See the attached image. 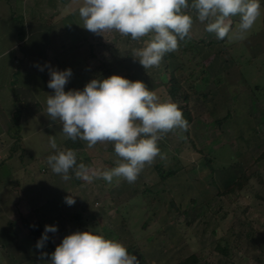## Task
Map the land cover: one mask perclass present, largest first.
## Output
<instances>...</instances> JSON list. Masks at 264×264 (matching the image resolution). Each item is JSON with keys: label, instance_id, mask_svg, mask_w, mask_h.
I'll return each instance as SVG.
<instances>
[{"label": "rangeland", "instance_id": "rangeland-1", "mask_svg": "<svg viewBox=\"0 0 264 264\" xmlns=\"http://www.w3.org/2000/svg\"><path fill=\"white\" fill-rule=\"evenodd\" d=\"M260 3L264 13V0ZM191 14L193 37L206 43L214 39L216 43L195 44L199 66L189 62L185 70L179 71L178 61H170L172 69L178 70L177 76L185 91L192 94L190 109L194 121L190 131L201 150L198 153L191 147L185 131L175 129L165 135L160 142L166 145L167 152L161 154L168 161L177 157L184 165L174 177L165 181L160 178L155 166L162 159L157 157L131 184L123 179L119 182L114 179L112 183L103 179H94L91 183L81 180L77 184L71 177L65 181L52 172L47 161H41L58 151L51 148L49 136H55L57 146L67 140L59 121L45 117L49 125L46 128L34 115L26 120L25 142L13 146L18 155L24 156L16 155L0 171L11 174L19 189L27 188L29 222H39L44 230L45 225L57 227L55 233H48L51 240L43 248L38 249L39 239H34L33 264H50L56 246L65 236L76 232L71 221L76 210H82V215L91 222L82 229L116 239L126 247L135 245L138 258L145 264H178L195 252L201 255L200 264H264L263 14L245 40L231 43L207 32L205 23ZM231 20L235 28L239 17ZM22 25L19 16L17 27ZM147 39L134 41L117 32H105L103 36L90 34L80 51L70 48L58 58L60 69L72 70L65 91L83 90L92 79L115 74L132 81L141 80L162 102L168 100L164 59L159 67L145 70L132 57L133 50L142 47ZM203 61L211 75L205 86L207 77L205 81L196 80L203 70ZM191 71L195 78L190 77ZM218 77L221 84H216ZM21 84L18 85L21 87ZM35 86L41 89L45 82L41 79ZM30 89L37 98L34 89ZM228 115L229 119L218 125L217 121ZM81 142L83 148L75 151L83 161L89 159L90 167L104 170L115 166L118 157L113 144L98 143L88 148L86 142ZM21 166L29 170L26 184L25 177L20 175ZM243 174L250 179L242 191L227 197L221 195ZM69 195L75 197L72 206L64 199ZM1 212L12 214L14 210L4 204ZM14 231L16 235L12 234L18 238L19 228L15 227ZM218 245L227 249L228 254L218 252ZM42 253L48 255L42 256ZM0 264H8L2 250Z\"/></svg>", "mask_w": 264, "mask_h": 264}, {"label": "clouds", "instance_id": "clouds-1", "mask_svg": "<svg viewBox=\"0 0 264 264\" xmlns=\"http://www.w3.org/2000/svg\"><path fill=\"white\" fill-rule=\"evenodd\" d=\"M260 0H83L78 9L83 28L96 34L117 32L139 41L148 37L132 57L145 69L159 67L165 54L175 52L180 42L190 39L195 19L205 23V30L217 39L243 41L261 17ZM191 10V11H190ZM239 17L233 27L232 17ZM43 71V68L40 69ZM72 70L50 69L46 113L51 121H59L62 134L73 142H86L88 148L98 143H111L118 157L115 166L99 170L78 163L72 149L58 150L48 156L52 172L67 181L75 178L91 183L103 179L112 183L123 179L134 183L146 165L164 156L159 141L169 132L187 131L188 121L178 104L171 99L161 101L141 80L132 81L120 75L92 79L83 90L65 91ZM52 149H57L55 136H49ZM72 206L75 197L66 196ZM57 227L45 225L36 247L43 248L48 233ZM48 255L42 253V256ZM50 264H140L127 247L93 231H76L65 236L51 253Z\"/></svg>", "mask_w": 264, "mask_h": 264}, {"label": "crops", "instance_id": "crops-1", "mask_svg": "<svg viewBox=\"0 0 264 264\" xmlns=\"http://www.w3.org/2000/svg\"><path fill=\"white\" fill-rule=\"evenodd\" d=\"M82 2L83 0H0V167L17 157L18 150L13 146L25 142L23 125L28 117L34 115L40 124H46V128L49 126L44 110L47 95L54 94V90L48 87L50 69L63 71L58 58L70 48L76 47L80 51L82 44L92 34L83 28L78 13ZM66 8L69 11L66 12ZM19 16L22 17L23 25L17 27ZM41 79L45 86L37 89L35 84ZM20 83L21 87L18 85ZM30 87L34 89L37 98L32 96ZM18 111L21 114L20 140L11 134V120ZM6 138L11 141L7 143ZM41 161L46 162L47 158H42ZM19 169L26 184L29 170L26 166ZM1 172L0 250L8 264H33L35 238L22 224V218L28 220L27 214L30 212L27 188L19 189L11 174L4 175ZM4 204L11 205L14 212H1ZM15 227L20 230L18 238L13 235Z\"/></svg>", "mask_w": 264, "mask_h": 264}, {"label": "trees", "instance_id": "trees-1", "mask_svg": "<svg viewBox=\"0 0 264 264\" xmlns=\"http://www.w3.org/2000/svg\"><path fill=\"white\" fill-rule=\"evenodd\" d=\"M189 3L191 4V0H189ZM191 12L195 14L194 11H191ZM263 30H264V14H263ZM197 43H200L206 46L208 45L211 46L214 43H216V41L213 39L210 42L206 43V41L202 39L196 40L190 32V39L186 38L185 41H181L179 49L175 52L166 53L163 59L166 64L165 74L168 77V81L164 84L168 99H171L173 102L177 103L179 108L182 110L183 116L188 121V124H189V128L187 131H185V135L188 138L191 144V147L194 150H196L198 153H201V150L198 147L196 139L194 138L192 132L190 131V125L194 121V116L190 109V99H191L192 94L185 91L182 82L179 80L177 76L178 75L177 71L185 70L186 64L189 62L190 63L195 62V66H199V61H198L199 55L195 51V44ZM172 60L178 61L179 63V67L177 68L178 70L172 69V65L170 62ZM202 66H203V70L201 71V75L199 79L197 77L196 80H199V82L205 81L204 78L207 77L208 79L205 81V84H204L205 86L208 84V82H210L211 75L207 71L208 66L206 65V61L202 62ZM189 74L191 78H195L196 76L193 71H191ZM215 81H216V84L217 83L221 84L222 82L221 78L219 77L215 79ZM197 88H200V87L199 86L195 87V89ZM229 117L230 115H228L227 117L223 119L218 120L217 121L218 125H221L222 123L226 122L229 119ZM11 124H12L11 132L13 133V136H16V139L18 138L20 140L21 139V135H20L21 134V114L19 111L16 112L14 116L12 117ZM82 148H83V144L80 140L73 142L70 139H67L61 145L58 146V150L72 149L75 151V150L82 149ZM159 148L161 150V153L167 152L166 145L164 143H161L160 141H159ZM206 159L208 160V157H206ZM77 161L78 163L86 162L88 166L92 165L89 159H87L86 161H83L78 156H77ZM155 168L160 178L163 181H165L177 175L184 168V165L181 163V161L178 160L177 157H172L168 161L167 156L164 155V158L155 166ZM70 175L77 184L81 183V180L75 178L74 173L70 172ZM249 179H250L249 176H247L246 174H243L235 183H233L232 185L227 187L224 191H222L221 195L227 197V196H232L236 193H239L245 188ZM178 215H179V212H178ZM91 219L93 222L94 217L92 216ZM87 220L88 219L82 215V210H76L71 215V221L74 223L76 231H82V230L86 231L85 229H82V227L88 226L91 223L90 221H87ZM22 224L26 229L29 230L31 236L34 238L40 239L42 234L44 233V228L39 222H29L28 220L22 218ZM48 237L49 238L47 242L51 240V237L49 234H48ZM135 248H136L135 245H131L127 247V250L130 254H133L137 257V259L140 261V264H145L143 259L140 260V258H138L139 253ZM216 250L222 254H228L227 249H225L224 247H221V245H218L216 247ZM200 263H201V255L200 253L195 252L192 255L182 259L178 264H200Z\"/></svg>", "mask_w": 264, "mask_h": 264}]
</instances>
